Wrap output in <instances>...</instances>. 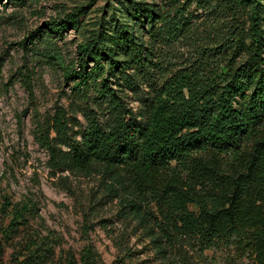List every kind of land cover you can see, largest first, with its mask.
Listing matches in <instances>:
<instances>
[{"label": "trees", "instance_id": "obj_1", "mask_svg": "<svg viewBox=\"0 0 264 264\" xmlns=\"http://www.w3.org/2000/svg\"><path fill=\"white\" fill-rule=\"evenodd\" d=\"M262 1L223 0L220 13L229 12V27L214 46L200 47L192 64L176 70L163 66L155 49L158 43L173 46L180 36L184 14L176 10L156 14L141 4L131 14L134 21L139 13L146 19L154 45L129 25L78 45L79 71L67 68L65 78L75 98L90 106L87 124L78 141L68 137L63 113L39 131L50 167L82 173L100 167L114 179L121 172L135 190L151 195L161 219L156 224L168 238L192 239L202 249L232 241L264 264ZM79 19L67 15L43 34L61 36ZM126 91L135 96V109ZM51 130L55 137L49 139ZM26 210L14 208L11 223Z\"/></svg>", "mask_w": 264, "mask_h": 264}, {"label": "rangeland", "instance_id": "obj_2", "mask_svg": "<svg viewBox=\"0 0 264 264\" xmlns=\"http://www.w3.org/2000/svg\"><path fill=\"white\" fill-rule=\"evenodd\" d=\"M141 4L156 14H184L176 43L155 46L162 65L174 70L192 64L200 47L214 46L231 23L228 11L220 13L223 0H0V264H255L232 241L202 249L192 239L168 238L156 224L161 219L151 195L135 190L123 173L114 179L100 167L89 173L51 168L38 140L56 113L68 120L71 140L87 124L90 106L75 98L65 78L67 68L79 71L78 45L123 25L154 45L146 19L139 13L140 24L131 15ZM77 13L76 29L43 34ZM259 24L264 37V14ZM23 205L22 220L11 223L14 208Z\"/></svg>", "mask_w": 264, "mask_h": 264}]
</instances>
